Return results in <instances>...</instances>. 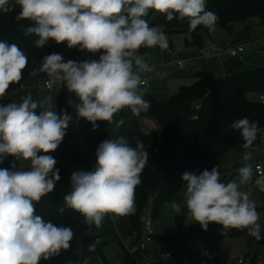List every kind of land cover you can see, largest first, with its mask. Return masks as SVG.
<instances>
[{"label": "clouds", "instance_id": "clouds-1", "mask_svg": "<svg viewBox=\"0 0 264 264\" xmlns=\"http://www.w3.org/2000/svg\"><path fill=\"white\" fill-rule=\"evenodd\" d=\"M16 6L20 9L18 22H33L21 28L25 35L39 38L37 48L51 39L57 44L66 42L69 49L99 54L98 59L66 62L59 53L48 54L31 72L33 76L44 73L74 93L79 100L74 105L77 121L90 122L93 130L97 121L121 127L124 120L115 121V116L125 108L136 115L150 108L141 90L144 81L140 73L152 69L139 50L168 47L166 34L146 19L150 10L168 21L187 19L192 31L203 26L213 32L218 21V16L207 10L206 0H0V12L8 13ZM27 63V55L17 44L0 41V98L22 80ZM68 103L73 106L71 100ZM72 119L66 110L58 114L49 98L33 99L30 93L19 103L0 104V164L8 157L27 162V167L20 164L19 169L15 163L0 168V264H39L71 246L73 230L46 222L36 214L35 206L61 179L55 168L57 160L48 153L57 150ZM231 127L240 132L243 148L253 145L259 131L257 122L244 117L233 121ZM148 157L140 141L132 147L123 136L105 139L96 150L94 169L72 172L65 206L97 229L109 214H134L135 190ZM251 159L252 153L245 152L237 177L229 181L221 179L219 166L199 175L185 172L187 217L204 230L216 223L225 231L247 229L259 238L255 202L242 190L254 183L264 192V175L253 179ZM170 207L173 213L182 211L176 201Z\"/></svg>", "mask_w": 264, "mask_h": 264}, {"label": "trees", "instance_id": "trees-1", "mask_svg": "<svg viewBox=\"0 0 264 264\" xmlns=\"http://www.w3.org/2000/svg\"><path fill=\"white\" fill-rule=\"evenodd\" d=\"M207 10L218 16L216 26L231 32L238 23H245L250 19L258 18L264 25V0H206ZM20 9L8 13L0 12V41L9 44H17L27 55L28 63L23 71L21 83H35L49 77L44 73L35 76L31 72L39 68L45 55L59 53L63 58L73 61H84L98 59L99 54L81 52L78 48L69 49L66 42L57 44L49 40L43 47L37 48L35 41L39 38L35 35H25L21 25L30 26L33 22L29 20L17 21L16 16ZM150 26H158L166 36L177 34L186 35V46L204 49V35L211 34L203 26H198L195 31L189 29L187 19L181 21L174 18L168 21L162 14L150 10L148 17ZM150 48L142 47L139 54L147 55ZM195 82L188 87H182L178 94L172 96L166 103H158L149 98L150 110L148 115L157 117L162 128V139L155 134L133 133L131 134V145L136 147L137 141L142 142L148 152V162L142 170L141 183L135 190L134 214L129 215L131 219V232L141 239L143 231L142 218L151 211L154 221L158 218L164 205L180 197L185 190L182 176L185 172L199 175L203 170L211 171L218 160L230 150L254 151L262 141L261 131L264 130V105L255 101L257 94L264 93V65L244 69L238 73L228 74L218 83H214L212 76L207 71H198ZM61 95L62 109L70 115L68 103L69 94L66 86ZM200 105V109L196 107ZM61 113V112H60ZM197 115L198 118L194 119ZM124 116V109L115 116ZM249 118L258 123L259 131L253 145L245 149L240 132L234 130L231 125L233 121ZM97 127L89 122L88 134L85 136L87 146L79 147L70 131L66 130L63 141L57 150L48 153L57 160L55 168L60 170L61 179L57 182L55 190L43 197L36 204V214L41 215L44 220L51 221L60 226L70 227L74 232V239L68 250H62L48 260L39 264H84L92 256H100L107 262L103 252L101 240L116 235V226L111 214L103 221V226L97 229L84 222V217L79 213L67 208L64 196L71 190L70 177L76 170H92L96 165V150L105 139H111L109 133L105 132L100 137L95 133L109 128L111 124L97 121ZM44 154V153H41ZM13 163L18 168V161L8 157L0 168H9ZM64 211L61 213L60 208ZM184 211L177 214L179 232L172 238H161L171 240L183 245L190 241L206 240L210 233L219 224L210 223L207 230L197 226L185 229L183 226ZM238 234H249L247 229H240ZM154 239H157L154 236ZM248 256V255H247ZM186 264H221L218 258L205 257L200 252L190 253ZM124 264H135L131 256L127 254ZM182 264V261H180ZM251 264L255 263V255H251Z\"/></svg>", "mask_w": 264, "mask_h": 264}, {"label": "crops", "instance_id": "crops-1", "mask_svg": "<svg viewBox=\"0 0 264 264\" xmlns=\"http://www.w3.org/2000/svg\"><path fill=\"white\" fill-rule=\"evenodd\" d=\"M13 2L14 0H10V3ZM254 42L261 49L262 55H264V25H262L258 18H253L245 23L235 25L231 32L225 30L223 34L212 33L204 35L203 50L188 47V49L185 48L187 50L186 52L175 56L171 45L169 50L161 51V49L157 47L156 50L149 51L145 59L149 61H161L163 67L159 68L158 72L155 74L150 87L142 90L144 98L147 101H149V98H153L158 103H166L172 96L178 94L182 87L193 85L195 82L194 75L201 70L209 72L213 82L218 83L233 70L236 72L242 69L263 66L264 56L259 57L255 55V48L252 45ZM238 45L246 46L245 52L238 58L233 59L229 56H223L221 59H217L205 58L203 56L205 51L215 49L219 46L235 47ZM185 49H183V51ZM178 61H182L183 65L178 66L176 64ZM63 91L64 87L59 84L56 86L54 92L50 94L46 91L34 90L31 83L23 84L19 82L10 86L6 95L0 98V104H7L10 102L19 103L22 97L30 93L33 99L49 98V101L53 104L54 110L56 109L57 113L60 114L62 109L61 95ZM149 110L150 108L136 115L133 114L130 109L125 108L124 116L115 119V121L120 119L124 120V124L119 127V129H121L120 131L115 130V132H113V126L115 125V122H113L109 128L96 132L95 137H100L103 133L107 132L110 134L111 139H117L120 136L125 137L126 142L132 146L130 139L131 134H152V131L160 126L157 117L148 115ZM120 133H122V135ZM261 134L262 141L260 145H258L254 151H250L252 153L250 163H252L254 168L253 179L257 177L255 167L260 164L264 167V130L261 131ZM86 146L87 143L85 142L84 147ZM245 152L249 151H237L232 149L218 160L215 167L219 166L222 180L229 181L237 177L236 169L243 166V155ZM20 164L27 167V162L18 161V168ZM242 190L250 193V199L255 202L256 210L259 214L258 223L260 225V237L262 238L259 243L256 241L255 236L250 234H238L240 229H228L225 231L221 225H218L204 241L195 240L183 245H178L171 240H163L164 243H158L159 245L157 244L152 247L157 241L154 239V242L149 247L148 253L143 256L153 260H159L163 257L157 264H166L171 260H174L176 264H180V261H182V264H186L188 261L187 257L190 253L200 252L203 255L204 252L201 246H205L211 252V256L213 258H218L220 263H222V258H231L234 259V264H239L238 260L240 257L250 255L251 249L255 245L260 244V250L254 254L255 263L264 264V192H261L254 183L244 186ZM173 201L179 203L181 209L184 211L183 226L185 229L200 226L198 223L190 220L186 215L184 191L181 192L178 199ZM171 202L164 205L158 216V221L160 220L159 225H157L158 229L155 226V220L153 222V230L156 238L158 236L162 238H172L179 232L177 214L172 212L170 207ZM114 222L116 226V235L101 240L107 262H104L100 256H92L84 264H124L127 257V249L134 246L139 239L136 233L131 232L132 225L129 215L115 217ZM195 244H199L200 247L194 249L193 247ZM160 248L166 250L167 253L162 256L159 255Z\"/></svg>", "mask_w": 264, "mask_h": 264}, {"label": "built area", "instance_id": "built-area-1", "mask_svg": "<svg viewBox=\"0 0 264 264\" xmlns=\"http://www.w3.org/2000/svg\"><path fill=\"white\" fill-rule=\"evenodd\" d=\"M252 45L255 48V55L259 56V57H263L264 55H262V51L261 49L258 47V45L254 42L252 43ZM157 47L155 48H150L151 50H156ZM246 46L245 45H238V46H219L215 49L212 50H207L203 53V56L205 58H217V59H221L223 56H229L230 58H238L241 57L242 54L245 52ZM145 59V57H144ZM68 58H64V61H68ZM145 61L151 66V71H142L140 73L142 80L144 81V84L141 86V90H145L148 89L151 85V83L154 80V76L155 74L158 72L159 68L163 67V63L161 61H149L146 60ZM176 64L178 66H182L183 62L182 61H178L176 62ZM58 85V83L53 82L52 80H50V78L43 80V81H38L35 83H32V88L34 90H42V91H46L47 93H53L56 86ZM67 89V88H66ZM69 97L71 98L72 102L74 104H78L79 100L78 98L75 96L74 93H70L67 90ZM255 101H257L258 103H261L264 105V93H259L257 94ZM200 105H198L196 107L197 110L200 109ZM198 116L195 115L194 119H197ZM79 123L83 129V132L85 134V136L88 134V130H89V122L84 120V119H79ZM255 172L257 176H261L264 175V167L263 165H257L255 167ZM154 236H155V232L153 230V220L151 217V211L148 210L147 211V215L144 217V221H143V231H142V236L141 239L131 248L127 249V254L129 256H131L134 260L135 264H157L159 261L162 260V258H160L159 260H153L151 258L146 257L145 260H138L137 257L139 254L146 255L149 251V247L150 245L154 242ZM262 240V238L259 236V238L256 237V241L259 243ZM261 246L260 244L255 245L252 249H251V253L248 256H242L239 258L238 263L239 264H251V255L256 254L259 250H260ZM203 256L211 258V252L209 250L205 251ZM166 258V257H165ZM213 258V257H212Z\"/></svg>", "mask_w": 264, "mask_h": 264}, {"label": "rangeland", "instance_id": "rangeland-1", "mask_svg": "<svg viewBox=\"0 0 264 264\" xmlns=\"http://www.w3.org/2000/svg\"><path fill=\"white\" fill-rule=\"evenodd\" d=\"M14 3V2H13ZM239 24V23H238ZM238 24H236V25H238ZM212 33H219V34H223V33H225V30L224 29H221V28H219L218 26H215V30L213 31V32H211V34ZM186 35H184V34H177V35H175V36H171V37H169V36H167V39H168V47L166 48V49H161V51H164V50H169L170 49V47H171V45H172V47H173V49H172V51L175 53V56H178L179 54H182V53H184V52H186L187 50L185 49V48H187L188 49V47L186 46ZM183 49H185L184 51H183ZM247 69H249V68H247ZM242 70H244V69H242ZM242 70H239V71H236V72H234V70L231 72V74H234V73H238V72H240V71H242ZM216 73V72H215ZM71 100V98L69 97V101ZM72 101V100H71ZM74 103H73V106H70V115L73 117V119H72V121L69 123V127H68V131H70L71 132V134L73 135V137H74V140H75V142H76V144L79 146V147H81V148H84L85 149V147H84V141H85V134H84V132H83V129H82V127H81V125H80V123H79V121H77V118H76V112H75V107H74ZM162 128L160 127V126H158L155 130H153L152 132V134H155L156 136H157V138L158 139H162V136H163V132H162V130H161ZM115 130H117V131H120L121 129H119V128H115V125L113 126V132H115ZM117 133V132H116ZM121 135H122V133H120ZM160 215V214H159ZM160 221V220H159ZM158 221V218H156L155 219V226H156V228H157V225H159V222ZM154 222V221H153ZM158 229V228H157ZM158 239H156L157 241L152 245V247L153 246H156L158 243H164V241L163 240H161V238L162 237H157ZM159 245V244H158ZM151 247V248H152ZM198 247H200L199 246V244H195L194 245V249L195 248H198ZM201 248H202V251L203 252H205V251H207L206 249H208L207 247H205V246H201ZM209 250V249H208ZM167 253V251L166 250H164L163 248H160L159 249V255H165ZM160 256V257H161ZM245 256V255H244ZM137 259L138 260H140V259H142V260H145L146 259V257H144V256H142L141 254H139L138 255V257H137ZM210 260L211 261H213V258H212V256H211V258H210ZM167 263H171V264H176L175 263V261L174 260H171V261H169V262H167ZM166 263V264H167ZM221 264H234V259H231V258H222V263Z\"/></svg>", "mask_w": 264, "mask_h": 264}, {"label": "water", "instance_id": "water-1", "mask_svg": "<svg viewBox=\"0 0 264 264\" xmlns=\"http://www.w3.org/2000/svg\"><path fill=\"white\" fill-rule=\"evenodd\" d=\"M144 221V217L142 218V222Z\"/></svg>", "mask_w": 264, "mask_h": 264}]
</instances>
